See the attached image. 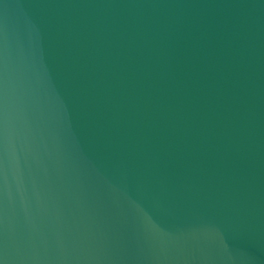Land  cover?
<instances>
[{
	"label": "water",
	"instance_id": "95a60500",
	"mask_svg": "<svg viewBox=\"0 0 264 264\" xmlns=\"http://www.w3.org/2000/svg\"><path fill=\"white\" fill-rule=\"evenodd\" d=\"M0 264H264V0H0Z\"/></svg>",
	"mask_w": 264,
	"mask_h": 264
}]
</instances>
